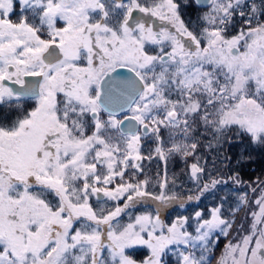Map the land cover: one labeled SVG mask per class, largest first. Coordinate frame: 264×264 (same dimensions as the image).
Listing matches in <instances>:
<instances>
[{
    "label": "snow or ice",
    "instance_id": "1",
    "mask_svg": "<svg viewBox=\"0 0 264 264\" xmlns=\"http://www.w3.org/2000/svg\"><path fill=\"white\" fill-rule=\"evenodd\" d=\"M0 264H264V0H0Z\"/></svg>",
    "mask_w": 264,
    "mask_h": 264
},
{
    "label": "trees",
    "instance_id": "2",
    "mask_svg": "<svg viewBox=\"0 0 264 264\" xmlns=\"http://www.w3.org/2000/svg\"><path fill=\"white\" fill-rule=\"evenodd\" d=\"M182 166H183L182 164H177L176 165V170H178ZM245 178H247V177H245ZM222 243H223V239L221 240V246H222Z\"/></svg>",
    "mask_w": 264,
    "mask_h": 264
}]
</instances>
